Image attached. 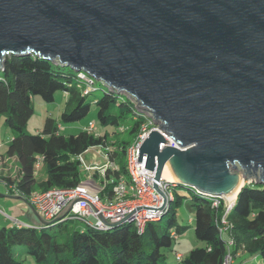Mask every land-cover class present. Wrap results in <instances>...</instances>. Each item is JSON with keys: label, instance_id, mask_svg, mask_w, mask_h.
I'll use <instances>...</instances> for the list:
<instances>
[{"label": "water", "instance_id": "95a60500", "mask_svg": "<svg viewBox=\"0 0 264 264\" xmlns=\"http://www.w3.org/2000/svg\"><path fill=\"white\" fill-rule=\"evenodd\" d=\"M35 54L128 94L156 125L138 162L161 206L165 167L177 185L222 198L264 184V0H0V70ZM169 181V180H167ZM236 193V195H237ZM236 197V196H235ZM233 204V202H232ZM154 212V211H148Z\"/></svg>", "mask_w": 264, "mask_h": 264}, {"label": "trees", "instance_id": "16d2710c", "mask_svg": "<svg viewBox=\"0 0 264 264\" xmlns=\"http://www.w3.org/2000/svg\"><path fill=\"white\" fill-rule=\"evenodd\" d=\"M80 73L91 79L89 88ZM58 90L66 94L64 109L57 118L45 116L41 129L29 132L27 121L33 113V98L50 102ZM98 90L101 94L93 103L101 132L84 126L74 134H64L63 125L88 115L92 103L88 97ZM0 115L12 130L5 155L18 163L17 175L5 177L3 182L8 192L28 202L34 191L79 184L82 169L76 157L91 147L103 149L108 163L102 175L96 170L89 174L99 181V197L112 199L114 185L130 184L128 149L143 129L152 127L145 112L125 93L97 88L95 79L84 71L77 72L35 54L6 57L0 70ZM37 162L44 173L41 179L36 177ZM171 188L172 199L167 207L157 220L146 222L142 231L127 222L99 229L83 220H74L82 224L80 229H68L65 216L48 225H33L17 218L16 222L10 220L9 226L0 224V264H25L27 255L37 264H162L165 255L161 250L170 248L172 240L186 228L178 224L175 212L184 200L194 212V236L200 245L175 258L176 264H222L227 254L234 257V264H264V184L245 183L227 211L222 198H217L214 205L213 197L190 187ZM222 218L227 224L225 232L220 231ZM56 232L65 233L62 243ZM17 245L23 246L20 257L14 254Z\"/></svg>", "mask_w": 264, "mask_h": 264}, {"label": "built area", "instance_id": "2783aa9c", "mask_svg": "<svg viewBox=\"0 0 264 264\" xmlns=\"http://www.w3.org/2000/svg\"><path fill=\"white\" fill-rule=\"evenodd\" d=\"M79 76L82 79H85L87 81V84H90L91 79L86 78L83 73H80ZM94 127L95 124L92 121H89L86 125V128L88 130H92L94 129ZM145 133L146 131L145 129H143V133L139 135L136 142L128 149L127 152V169L130 178V184L128 186H124L121 182H119L114 185V197L112 199H101L98 195L100 186H98L97 188H93L90 179L81 181L79 184L71 188H50L45 191H34L30 195L29 203L44 220H52L73 198L81 197L88 200L95 208H97L103 218L109 222H116L122 219L137 206H161L163 197L152 187V178L154 177L153 171L151 172L144 169V162L137 161L138 147ZM76 158L79 161L81 169L87 174H89L93 170H96L100 175H102L104 168L108 163L106 155V162L102 165L87 164L82 154L78 155ZM35 167L39 168L40 163L37 162L35 164ZM175 185H177L175 182L167 181V179L163 178L161 175L157 186L158 189L163 192L166 197V201L163 204L162 208H139L133 211L125 219H123L121 223H132L138 231H142L143 226L146 222L157 220L164 209L167 207L172 199L171 187ZM9 187L12 188V186ZM83 199L74 201L71 207L60 218H63L65 216L66 220H83L99 229L110 228L101 220L92 205L88 201ZM214 199L215 201L213 202V204L217 205L218 199ZM230 207H226V211ZM0 214L3 215V217H5L6 219L16 222L14 218H9L1 209ZM221 221L224 226L223 228H220V231L225 232L227 224L223 218L221 219ZM180 256L181 255L176 254L175 258L178 259L180 258ZM222 264H234V257L230 254H227Z\"/></svg>", "mask_w": 264, "mask_h": 264}, {"label": "rangeland", "instance_id": "374dc122", "mask_svg": "<svg viewBox=\"0 0 264 264\" xmlns=\"http://www.w3.org/2000/svg\"><path fill=\"white\" fill-rule=\"evenodd\" d=\"M95 84L97 88H107V86L102 83L101 81H98L95 79ZM89 88L90 85H86V88ZM111 90V89H110ZM122 93V92H119ZM101 94V90H98L90 95L88 99L92 102L90 106V111L88 115L81 119L80 121L68 125H63L62 132L64 134H74L81 130L84 126L87 125L89 121H92L95 124L96 130L98 132H101V129L98 125L95 113H96V106L93 103L94 98L99 96ZM126 94V93H125ZM128 95V94H126ZM66 102V95L61 90H58L54 95V100L50 102L43 101L40 97L35 96L33 98V113L30 116V118L27 121V130L29 132H36L41 129L43 119L45 116H52L54 118H57L60 114V112L64 109ZM141 109V108H140ZM142 110V109H141ZM145 112L144 110H142ZM148 123L152 127H156V125L151 120L149 114L145 112ZM149 129L146 128L145 131L147 132ZM12 136V130L9 128L6 124H4V119L0 115V142L5 143L10 137ZM5 146L0 147V153L3 154L5 157H8L5 155ZM82 156L87 164H99L102 165L106 162L105 155L103 149H100L98 147H91L88 148L84 153H82ZM18 166L17 161L14 158L6 159V160H0V172L1 175H7L11 174L12 177L16 176L15 167ZM82 175V181L90 180L92 187H98L99 181L97 178H89L90 174H87L85 171H81ZM36 177L37 179H41L44 177L43 170L41 167H39L36 171ZM98 185V186H97ZM5 188L4 185L0 184V193H4ZM187 198H189V193H186ZM223 201L225 202L226 207H230L232 205V202L228 201L226 197H222ZM0 203H6L5 210L3 211L9 218H14V216H17L19 220H22L24 215L20 213L17 208H15L13 205H18V202L11 198H0ZM1 206V204H0ZM12 206V207H10ZM176 218L178 224L186 225V228L184 232L181 234L176 235V237L172 240V245L170 248H163L161 251L165 255V259L162 264H176L175 255L179 254L182 256H185L188 254V252L196 247L199 246V241L196 240L194 236V230H193V218H194V212L192 209H190L184 200L183 203L176 208ZM166 220V216L163 217V221ZM2 220H0L1 222ZM6 226L10 225V220L6 219L4 222ZM66 227L69 228H81L82 224L79 221L74 220H66L65 221ZM57 233V240L58 242L62 243L65 240V233L64 232H56ZM14 254L16 257H20L23 254V246L17 245L14 247ZM25 264H37L34 260V258L31 255H27L24 259Z\"/></svg>", "mask_w": 264, "mask_h": 264}, {"label": "crops", "instance_id": "0c3cea01", "mask_svg": "<svg viewBox=\"0 0 264 264\" xmlns=\"http://www.w3.org/2000/svg\"><path fill=\"white\" fill-rule=\"evenodd\" d=\"M66 95V94H65ZM8 141V140H7ZM7 141L4 143H1L0 142V147H3V146H5V148H6V143H7ZM6 150V149H5ZM10 158H14V157H5L3 154H1L0 153V160H6V159H10ZM15 159V158H14ZM15 171H16V173H17V171H18V166L17 167H15ZM17 175V174H16ZM5 177H12V175L11 174H5V175H1V172H0V184H2V185H4V188H5V191H4V193L2 194V193H0V198H9V197H7L6 195H17L16 193H10V192H8V187L7 186H5V184H4V182H3V179L5 178ZM91 177V176H90ZM98 186V185H97ZM11 199H13V198H11ZM14 200H16L17 202H18V205H13L15 208H17V210H19L20 211V213H22L23 215H24V217L22 218V220L21 221H23V222H26V223H30V224H33V225H39L38 223V220L36 219V217L34 216V214L32 213V211H31V209L28 207V205H26L23 201H21V200H19V199H14ZM1 204V206H0V209L1 210H5V207H6V203H0ZM10 207H12V206H10ZM17 216H14V218H16ZM18 219V218H17ZM0 220H2L1 222H0V224H4V222L6 221V218L5 217H3V215H1L0 214ZM5 225V224H4ZM255 261L256 262H260L259 261V259H258V257H255Z\"/></svg>", "mask_w": 264, "mask_h": 264}, {"label": "bare ground", "instance_id": "6f19581e", "mask_svg": "<svg viewBox=\"0 0 264 264\" xmlns=\"http://www.w3.org/2000/svg\"><path fill=\"white\" fill-rule=\"evenodd\" d=\"M161 175H162L163 178H166L169 181H174L172 179L169 171L165 167V165H164V168L162 170V174ZM242 183H244V179L242 177H240L238 186L236 188H234V190H232L229 194L225 195L224 197H226V199L228 201L232 202L235 199V196H236V193H237V190H238L239 185H241Z\"/></svg>", "mask_w": 264, "mask_h": 264}]
</instances>
